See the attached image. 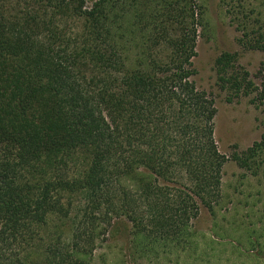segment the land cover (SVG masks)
<instances>
[{
  "label": "trees",
  "instance_id": "16d2710c",
  "mask_svg": "<svg viewBox=\"0 0 264 264\" xmlns=\"http://www.w3.org/2000/svg\"><path fill=\"white\" fill-rule=\"evenodd\" d=\"M224 5L264 51V0ZM207 31L199 0H0V264H88L121 219L148 262H209L194 224L222 204L229 158L195 80ZM215 72L264 112V74L230 52ZM233 158L259 175L264 134ZM247 247L264 264V242Z\"/></svg>",
  "mask_w": 264,
  "mask_h": 264
},
{
  "label": "rangeland",
  "instance_id": "374dc122",
  "mask_svg": "<svg viewBox=\"0 0 264 264\" xmlns=\"http://www.w3.org/2000/svg\"><path fill=\"white\" fill-rule=\"evenodd\" d=\"M86 1L90 5L94 0ZM225 1L199 0L205 9L208 31L198 42L195 80L200 88L215 97V136L220 150L229 159L223 167V202L216 206L215 214L205 208L201 210L194 224L195 239L208 252L205 253V258L209 259L206 264H260L244 253L250 240L264 242V165L260 174L255 176L241 167L233 156L261 140L264 134L263 107L251 103L254 95L229 102L226 92L216 83L215 60L224 52L234 53L239 64L260 82L256 75L264 74V51L247 49L239 43L240 33L229 20ZM134 233L132 223L118 220L102 246L88 257V264L160 263L154 259L148 262V258L135 253L138 250ZM238 241L242 242L241 247L236 244Z\"/></svg>",
  "mask_w": 264,
  "mask_h": 264
}]
</instances>
